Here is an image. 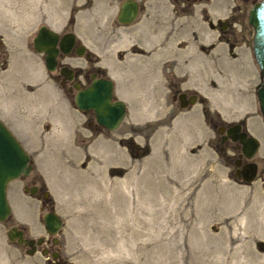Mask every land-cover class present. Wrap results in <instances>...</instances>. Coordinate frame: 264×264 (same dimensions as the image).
I'll return each mask as SVG.
<instances>
[{"label":"rangeland","instance_id":"374dc122","mask_svg":"<svg viewBox=\"0 0 264 264\" xmlns=\"http://www.w3.org/2000/svg\"><path fill=\"white\" fill-rule=\"evenodd\" d=\"M108 1L0 0V119L33 163L7 186L12 212L0 222V264H50L41 247L29 255L7 239L13 225L28 237L51 238L42 220L48 210L63 219L52 243L61 264H264V121L251 4L198 0L182 13L179 3L159 0L149 10L156 26L125 32ZM218 21L228 22L223 31ZM42 23L73 30L117 81L115 96L128 109L116 130L89 127L92 114L78 111L73 92L47 71L32 44ZM134 43L159 61L179 60L174 70L183 75H173L197 102L179 106L167 68L123 82L134 73L121 68L119 54H135ZM66 60L72 68L86 62L75 54ZM238 121L260 142L251 183L237 179L232 159L218 151L213 124ZM33 182L44 199L23 188Z\"/></svg>","mask_w":264,"mask_h":264},{"label":"water","instance_id":"95a60500","mask_svg":"<svg viewBox=\"0 0 264 264\" xmlns=\"http://www.w3.org/2000/svg\"><path fill=\"white\" fill-rule=\"evenodd\" d=\"M137 3L134 1L123 2L118 13V21L121 23L132 22L137 15ZM248 23L254 29L252 51L258 66L261 81L257 85L256 97L259 104L260 113L264 119V0L255 3L248 13ZM76 35L73 32L64 34L59 39V34L46 25H41L37 29V34L33 37V48L36 52L45 53L44 62L48 71L56 69V56L61 50L63 53H69L75 44ZM86 47L81 44L76 47V54H84ZM61 74H68L72 78V70L67 67L60 69ZM77 92L74 96V104L80 111L93 110L95 121L103 128L116 130L126 115V104L120 99L113 98V81L111 79L96 78L85 88H79L74 85ZM183 95L180 96L183 99ZM194 102V96L189 100ZM186 105L185 102L181 103ZM240 125H237L231 133L233 140L241 144L242 154L246 159H251L257 153L259 141L256 137L247 136L246 131H238ZM32 170V161L30 155L23 147L22 143L16 138L14 133L0 120V222L4 221L11 214V206L7 199L8 184L20 178L27 176ZM257 174V164L253 161L248 162L242 167V178L245 182H252ZM27 190V188H25ZM34 192V189L31 190ZM44 227L48 234L56 235L62 227L63 220L55 211H47L42 218ZM23 230L16 226L7 231V238L10 241L18 240V243L31 246L27 254H33L35 242L34 239H22ZM41 238L38 239V244ZM46 251L42 250L44 254ZM55 257V254L52 255Z\"/></svg>","mask_w":264,"mask_h":264},{"label":"flooded vegetation","instance_id":"af4514ba","mask_svg":"<svg viewBox=\"0 0 264 264\" xmlns=\"http://www.w3.org/2000/svg\"><path fill=\"white\" fill-rule=\"evenodd\" d=\"M126 1H134V2L137 3V9H138L137 10V15H136V18L132 22L121 23V22L118 21V13L120 11L122 3L126 2ZM179 1L180 2H178V0H172V2L174 3V6L179 3V9L182 11V13H184V12H188V11H184L185 8H186V10L190 9L191 7H193V5H195L197 3L198 0H179ZM242 1H244L246 3H250L251 4V8H252V6L255 3H258V2H260L262 0H242ZM85 2H87V1H85ZM158 2H159V0H109L106 3L107 5L105 6V8L108 10L112 6L113 7H117L116 20L119 23V25L125 27V29H126L125 32H127V29L131 28V27H129L131 25H136V24L139 25L141 23H143V24L146 23V24H150V25L152 24L153 26L154 25L156 26L157 25V24H155V22H156L155 20H157L156 13H155V16H154V13L153 14H152V12L149 13V10L150 9L151 10L154 9L157 6ZM236 6L237 5L235 4L233 7L236 8ZM175 12H177V11H175ZM248 13H249V11H248ZM247 21H248V16H247ZM227 24H228L227 21H225V22L218 21L217 27L219 28L220 31H223L226 28ZM41 25H46L47 27L53 29L51 26L47 25L46 23H42L39 26H41ZM160 25H162V24H160ZM162 26H164V25H162ZM209 26L212 29L217 28L216 24L213 23V22H209ZM171 30L172 29H169L168 32H170ZM54 31H56V30H54ZM253 31H254V29H253ZM70 32H73L76 35L74 47L67 54L63 53L60 50L58 52L57 56H56V69L54 71H56V78L61 83L60 84L61 87L66 86V90L69 93L73 92V102H74V96H75V94L77 92V89L74 86L75 84H78L79 88H85V87L89 86L91 84V82L94 79H96V78L111 79L113 81V98H112V100L120 99V100L124 101L125 104H126V113H127V109H128L127 101L125 99H123V98H118V97L115 96V92H116L115 88H116V82L117 81L108 73L109 71L106 69L107 67H103L99 63H97L94 60H92L91 59L92 58V52L89 51V49L87 47H86V49L84 51V54H82V55H77L76 54V47L78 45H81V44H84L86 46V44L81 41L79 36L73 30L64 31V32H57V33L59 34V39H60L64 34H67V33H70ZM36 34H37V32L35 33V35ZM253 35H254V33H253ZM220 36H221V32H220V34H218V39H219ZM32 40H33V38H32ZM252 41H253V39H252ZM182 42H184V39L179 41V43H178V47L179 48H183L185 46V45H181ZM32 44H33V42H32ZM131 45L134 46L133 48H134L135 54H131V56H129L127 54L125 55L124 53H120L119 54L120 58H118V61L120 62L122 69H125L126 71H129L131 73H134V74H129V73L126 74L124 79H123V82L126 81L125 79L130 80V77H135V76H136V78L139 79V77L136 75L137 71L140 72V73H145L148 76L153 71L157 70V72H158L160 70L161 72H163V70L167 68V70H168L167 71L168 72L167 76L168 77L166 79V82H168V86L169 87L173 88V89L169 88L170 91L174 92V93L176 92L175 95L173 96V99L177 100V103L179 104V106L182 107V108H186V107L192 106L193 104H195L197 102V95L193 94V93H188L185 90H182L183 88L180 85L182 80L180 79V77L176 78L173 75V74H176L174 69H175V67L179 66V62H180L179 60H174V58H172V59L170 58V59H166L164 61H159L157 59L159 56L156 55V54H153L151 49H150V52H149V51H147L146 48H142L140 45H138L136 43L131 44ZM231 45L233 46L234 44L232 42H230V46ZM37 53H39V52H37ZM39 54L42 55L43 60H44L45 53H39ZM74 54L77 55V56H81V57L85 56V60H86L85 64L84 65H77V66H75V68H72L69 65L70 62L67 61L66 59L71 57V56H73ZM128 59H129V61H127ZM115 62H117V61H115ZM159 62H161V64H159ZM166 62H171L172 64L169 66V65L165 64ZM129 63H131V64H129ZM62 67H67L70 70H72V78L71 79L68 78V74L65 75V74H61L60 73V69ZM129 69H131L132 71H130ZM149 72H150V74H148ZM176 75L177 76H182L183 74L182 75L176 74ZM181 95L184 96L183 99L180 98ZM192 96H194V102L190 103L189 100H190V98ZM183 102H185L186 105L182 106L181 103H183ZM82 112H84V111H82ZM85 112L91 113L92 116H93V120L87 119L86 123H87V125L89 127H94V128H100V129L107 130V129L103 128L101 125L96 123L95 114H94L93 110H86ZM124 119L122 120V122L124 121ZM122 122L120 123V125L122 124ZM237 125H240V127H239L238 131H236V133H238L240 131H246L247 132V136L253 135V134H251L248 131V128L246 126V122H242V121L229 122V123H225V124H222V125H218V124L215 123V124H213V127L216 130L217 134L219 135V148H218V151H219L220 157L221 158L230 157L232 159L234 175L236 176L237 179H240V180L244 181L243 178H242V167L245 164H247L248 162L253 161V160H252V158L251 159H246V157L242 154L241 144L237 140H233L232 137H231V133H232L233 129H235V127ZM107 131H110V130H107ZM124 141H125V144H126L127 140L123 139L122 143ZM126 145H124V146L126 147ZM128 146H130V144H128ZM135 147L137 149H139L138 146H135ZM228 149H231L233 151L231 155L229 154ZM253 162H255V161H253ZM257 172H258V165H257ZM22 177H25V176H21L17 180H20ZM23 188L24 189L27 188L26 191H28V193H30L31 195H34V196H36L38 198H43L44 199L45 193H44V191H41V189H40L41 186L39 184H36V183L33 182V183L29 184V185L28 184L24 185ZM33 189H34V192L32 193L31 190H33ZM13 226H15V225H13ZM13 226H11V227H13ZM16 227L18 229H22L23 230L22 239H34L35 240V242L33 243V246H34L33 254L35 253V251L37 250L38 247H41V253H42V250H45L46 251L45 253H49L50 254V256H51L50 264H61L59 251H57L55 249H52V243L55 244L56 242H58V239L55 237V235H51V238L48 237V238L45 239L43 237H39V238L35 239V238L28 237L25 234V231H24V229L22 227H18V226H16ZM40 238H41V242L38 244V239H40ZM14 241L17 244H19L17 239H15ZM19 245H23L25 247V251L32 249L31 246L24 245L23 243H21ZM53 254H55V257L52 256Z\"/></svg>","mask_w":264,"mask_h":264},{"label":"trees","instance_id":"16d2710c","mask_svg":"<svg viewBox=\"0 0 264 264\" xmlns=\"http://www.w3.org/2000/svg\"><path fill=\"white\" fill-rule=\"evenodd\" d=\"M232 46V45H231Z\"/></svg>","mask_w":264,"mask_h":264}]
</instances>
